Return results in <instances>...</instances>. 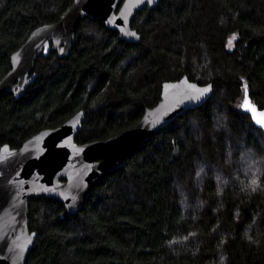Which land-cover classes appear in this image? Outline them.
Masks as SVG:
<instances>
[{"label": "trees", "instance_id": "16d2710c", "mask_svg": "<svg viewBox=\"0 0 264 264\" xmlns=\"http://www.w3.org/2000/svg\"><path fill=\"white\" fill-rule=\"evenodd\" d=\"M72 2L0 0V79L32 30ZM132 27L140 42L86 16L70 55H41L25 94L0 98V148L81 109L76 141L107 139L184 75L213 94L129 154L76 214L31 197L25 264H264V132L241 108L246 88L264 108V0H161Z\"/></svg>", "mask_w": 264, "mask_h": 264}, {"label": "water", "instance_id": "95a60500", "mask_svg": "<svg viewBox=\"0 0 264 264\" xmlns=\"http://www.w3.org/2000/svg\"><path fill=\"white\" fill-rule=\"evenodd\" d=\"M161 0H73L62 17L43 24L11 54V67L0 79V98L22 97L38 73L41 55L56 51L60 57L71 54L76 29L89 16L116 30L127 42H140L141 34L132 27L137 12L154 8ZM134 33L135 35H130ZM207 89V91H203ZM213 82L200 84L184 75L162 84L161 98L145 110L130 128L107 139L78 143L87 111L81 109L61 125L45 128L26 139L18 148L8 143L0 148V264H25L37 231L30 229L29 199L47 197L61 201V217L81 210L95 186L119 169L126 157L146 143L157 131L178 116L204 104L213 94ZM254 107L255 114L246 107ZM241 108L254 123L264 108L255 103L246 88Z\"/></svg>", "mask_w": 264, "mask_h": 264}, {"label": "snow or ice", "instance_id": "6c2138e0", "mask_svg": "<svg viewBox=\"0 0 264 264\" xmlns=\"http://www.w3.org/2000/svg\"><path fill=\"white\" fill-rule=\"evenodd\" d=\"M130 35H135L134 33H131ZM231 43V42H230ZM203 91H207V89H204ZM246 107H248L249 108V110H251L254 114H255V109H254V107H252V106H250L248 103H247V101H246V105H245ZM258 122L259 123H261L262 125H264V112H261V113H259L258 114Z\"/></svg>", "mask_w": 264, "mask_h": 264}, {"label": "rangeland", "instance_id": "374dc122", "mask_svg": "<svg viewBox=\"0 0 264 264\" xmlns=\"http://www.w3.org/2000/svg\"><path fill=\"white\" fill-rule=\"evenodd\" d=\"M233 40H234V38L233 39H231L230 41H229V46L230 47H232L233 46ZM231 42V43H230Z\"/></svg>", "mask_w": 264, "mask_h": 264}]
</instances>
